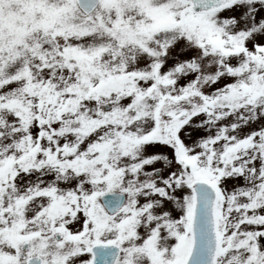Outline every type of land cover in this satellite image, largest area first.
Returning a JSON list of instances; mask_svg holds the SVG:
<instances>
[{
	"label": "snow or ice",
	"instance_id": "1",
	"mask_svg": "<svg viewBox=\"0 0 264 264\" xmlns=\"http://www.w3.org/2000/svg\"><path fill=\"white\" fill-rule=\"evenodd\" d=\"M0 264H264V0H0Z\"/></svg>",
	"mask_w": 264,
	"mask_h": 264
}]
</instances>
